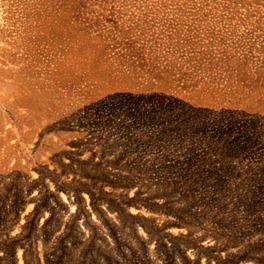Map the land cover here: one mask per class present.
Returning <instances> with one entry per match:
<instances>
[{
  "label": "rangeland",
  "instance_id": "374dc122",
  "mask_svg": "<svg viewBox=\"0 0 264 264\" xmlns=\"http://www.w3.org/2000/svg\"><path fill=\"white\" fill-rule=\"evenodd\" d=\"M165 27L233 56L190 126L126 71ZM0 264H264V0H0Z\"/></svg>",
  "mask_w": 264,
  "mask_h": 264
},
{
  "label": "trees",
  "instance_id": "16d2710c",
  "mask_svg": "<svg viewBox=\"0 0 264 264\" xmlns=\"http://www.w3.org/2000/svg\"><path fill=\"white\" fill-rule=\"evenodd\" d=\"M200 34L205 35L204 32L196 29L165 27L151 32L141 42L133 41L132 47L136 48L137 52H133L131 62L135 67H131L133 70L129 68L126 71L134 75L138 81L139 91L145 94L155 91L150 88H155V84L161 82L158 79L162 80L166 73L171 75L169 69H174L177 75L176 81L183 85L184 82L190 84L189 90L195 97L196 107L208 108L212 99L206 98V94L210 95L207 86L216 80L215 76L218 82L228 81V76L221 71L216 73L214 67L218 64L227 66L233 56L222 52L224 48L221 47V43L201 37ZM236 81L239 82V79ZM199 91L204 92V96L197 95V93L201 94ZM206 100L210 102L204 103ZM232 101L228 98L221 102L229 105ZM208 109L211 110V107Z\"/></svg>",
  "mask_w": 264,
  "mask_h": 264
},
{
  "label": "crops",
  "instance_id": "0c3cea01",
  "mask_svg": "<svg viewBox=\"0 0 264 264\" xmlns=\"http://www.w3.org/2000/svg\"><path fill=\"white\" fill-rule=\"evenodd\" d=\"M171 75L166 73L165 77L161 80L158 79L159 83L155 84V88H150L155 91L148 92L149 94H155L158 101L162 102V107L158 109V111L167 117H169V121L172 125H174L175 120L173 119L174 116H177L180 112L183 113L185 123L187 126H190V116H193L197 111H207L208 108L203 107H196V100L193 93H190V84L179 83L177 80V75L174 69H169ZM175 74V75H174ZM149 89V88H148ZM176 105V106H174ZM180 107V110L178 109ZM185 124V125H186Z\"/></svg>",
  "mask_w": 264,
  "mask_h": 264
}]
</instances>
